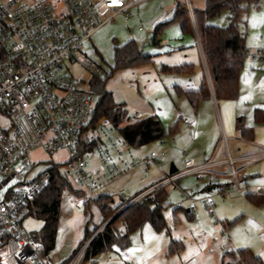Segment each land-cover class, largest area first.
<instances>
[{
    "label": "built area",
    "instance_id": "built-area-1",
    "mask_svg": "<svg viewBox=\"0 0 264 264\" xmlns=\"http://www.w3.org/2000/svg\"><path fill=\"white\" fill-rule=\"evenodd\" d=\"M146 1L0 0V248L5 251L1 264H54L44 244L23 225L34 212L36 196L53 179L51 167L65 174L80 194L69 187L62 193L75 207L104 194L114 182L132 172L148 175L150 166L155 165L164 176L132 201L173 184L192 203L201 202L209 214H214L212 195L194 197L178 181L186 175L200 179L229 176L232 185L220 187L218 194H230L244 189L239 173L264 159V145L242 139L237 140L261 151L232 156L230 139L222 132L225 158H217L214 153L197 162L183 149V168L165 172L160 162L165 151L138 155L109 118H95L98 94L92 89L93 79L105 81L111 73L84 53L82 45L116 17L129 20L133 10ZM184 1L195 24L193 1ZM257 57H264V50L247 49L244 53V61ZM63 60L78 61L90 72L88 88L64 72ZM134 118L139 119L140 114ZM183 122L187 126L195 124L187 117ZM37 148L49 154L64 151L67 158L64 163L53 162L40 169L27 159V152ZM237 163L243 164L236 167ZM194 218L201 222L197 216ZM93 237L64 264H104L85 260Z\"/></svg>",
    "mask_w": 264,
    "mask_h": 264
},
{
    "label": "rangeland",
    "instance_id": "rangeland-1",
    "mask_svg": "<svg viewBox=\"0 0 264 264\" xmlns=\"http://www.w3.org/2000/svg\"><path fill=\"white\" fill-rule=\"evenodd\" d=\"M192 1L193 5L199 8H203L206 3V0ZM176 3L177 0H148L133 10V16L129 20L118 16L113 22L105 24L81 48L111 73L104 81V88L112 93L117 103L122 104L127 119L137 120L134 118L136 113L140 114L139 119L154 114L161 119L168 135L162 140L135 149L138 155H145L153 150L165 151L166 156L160 159L165 172H169L171 162H174L178 169L183 168L181 150L187 149L191 157H208L218 140V135H215L208 123V116L198 119L194 105L186 95L179 92V89L195 90L198 69L194 67L192 74L162 70L164 64L177 65L193 61V52H196L190 46L193 33L184 32L178 21H171L163 28L159 42L152 41L156 25L172 18L170 13ZM228 14L223 11L210 18L207 23L225 26L228 23ZM246 20L247 26L242 28L247 30L248 38L255 42L254 45L248 44L249 52L264 50V0L250 5ZM139 27L143 29L140 30ZM129 39H135L144 52L151 54L152 61L131 68L115 69L114 45L116 42L125 43ZM257 62H264V57L245 60L244 68L252 67ZM63 64L64 72L75 77L81 87L90 86L91 74L78 61L63 60ZM262 76L264 77V74ZM186 117L194 120L196 125L187 126L183 122ZM173 126H177V132L170 134L169 130ZM227 134L229 137L235 136L232 132ZM260 143L264 145V140ZM229 144L233 156L248 151L246 144L236 140H231ZM224 152V145H221L218 157L224 156ZM66 158L64 151L49 154L37 148L27 152V159L35 162L40 169L47 168L53 162L64 163ZM242 164L237 163L236 167ZM163 176L158 167L152 165L148 175L139 171L132 172L114 182L105 194L113 197L111 204L119 205V211L127 204L135 202L132 201L135 196H130ZM239 178L244 189L225 195H219L218 191L224 185H232L229 176L200 179L195 175H186L178 181L179 186L194 197H201L206 193L213 195L214 214H209L201 202L195 203L193 213L188 212L187 210L194 206L192 201L173 184L164 185L170 202L165 209L167 228L156 230L147 222L130 234V243L125 249L103 252L97 256V261L104 264H237L231 252L247 247L264 259V203L255 204L246 197L247 192L264 194V160L240 173ZM210 182L213 189L203 192ZM62 196L56 243L48 252L54 264L72 254L83 237L88 219L89 227L94 228L91 232L93 236L101 231L106 223L102 221L101 210L94 198L85 201L80 207H75L68 195ZM175 207L179 208L175 210ZM194 216L201 222L195 220ZM23 225L35 235L41 230L44 222L36 215H29ZM171 239L181 243L179 251H168ZM4 252V248H0V258Z\"/></svg>",
    "mask_w": 264,
    "mask_h": 264
},
{
    "label": "trees",
    "instance_id": "trees-1",
    "mask_svg": "<svg viewBox=\"0 0 264 264\" xmlns=\"http://www.w3.org/2000/svg\"><path fill=\"white\" fill-rule=\"evenodd\" d=\"M258 1L206 0L203 8L193 5L203 51L217 100H235L239 97L240 72L244 65V53L247 50V30L242 27L247 26L246 16L250 5ZM223 11L229 13L227 25L218 26L207 23L210 18L221 14ZM171 21H178L184 32H193L190 14L184 0H177L171 19L156 25L152 36L154 43L159 42V35ZM152 58L151 54L142 50L135 39H129L121 44L116 42L114 45L115 69L135 67L152 61ZM162 70L169 73H192L194 67L192 64L186 63L173 66L164 64ZM92 89L98 94L95 118L102 116L109 118L133 147L136 148L161 140L168 135L161 119L155 114L134 121L127 119V114L122 104L117 103L112 93L104 88V81L94 78ZM179 92L186 95L194 107H197L201 95L211 97L205 75L199 90L179 89ZM261 112L264 111L261 109L256 110L255 116L257 119H261ZM236 128L240 137L253 139L254 129L245 125V120L242 116L237 117ZM177 129V126H173L170 128L169 133L174 134ZM51 168L54 171L53 179L36 196L33 206L35 215L44 222L41 230L35 234V238L44 244L47 252L55 247L63 191L69 187L78 192L65 174L55 167ZM141 191L130 196V198H133ZM246 197L255 204L264 203V194L247 192ZM107 200H110V202ZM94 201L99 205L103 223L106 222L104 228L93 237L91 232H93L94 228L89 227L90 219H88L82 239L72 254L63 260L61 264L66 263L92 237L93 239L86 250L85 260L95 262L97 261V256L103 252L125 249L130 243V234L147 222L156 230L167 228L165 209L170 202H168V191L164 185L156 188L142 199L127 204L119 211V205L112 206L113 197L110 195L101 194L95 197ZM177 208L179 207L175 209ZM181 246L178 240L171 239L168 251L174 253L179 251ZM238 253L246 264H264L263 258L248 248L239 249ZM224 264L232 263L225 262Z\"/></svg>",
    "mask_w": 264,
    "mask_h": 264
},
{
    "label": "crops",
    "instance_id": "crops-1",
    "mask_svg": "<svg viewBox=\"0 0 264 264\" xmlns=\"http://www.w3.org/2000/svg\"><path fill=\"white\" fill-rule=\"evenodd\" d=\"M174 10H175V8L171 11L170 16H173ZM192 25H193L192 26L193 38H192L190 46L192 48H194L195 49L194 51H196V52H193L194 56H195V57H192L193 61L192 62H186V64H192L193 67L198 69V76H197V79L195 82V86H196L195 90H199L201 88L202 83H203V78L205 75L207 78L208 85L210 88V93H211L210 98L204 97L203 95H201L199 97L198 105H197V107H195L196 108V117L198 119H200V117H202V116H204L205 118L208 116V123L210 124L212 131L215 133V135H218V140H217L216 145H215L212 153L210 154V156H208V157L201 156L198 158L195 156L194 157L192 156V157L197 162H202V161L210 158L214 153H215V156L217 158H220V159L225 158V152H224V156L218 157V152H219L220 146L223 145L220 142L222 132L226 137H228L230 139L229 142L231 140H236L237 142H240L242 144H246L248 151L245 154L256 153L257 152L256 149H258V148H256L255 146H253L251 144H248L244 141H251L254 143L261 144L260 143L261 140H264V118H263L264 112L260 113L261 119H257L255 116L257 109H261L262 111H264V77L262 76V74H264V62H257L255 64H253L252 67L248 66L247 68H244V65H243V68L240 72L239 97L237 99H235V100H227V99L217 100L215 93H214V89H213L212 80L210 77L206 57H205V54L203 51L201 38H200L199 31H198L197 21L195 24L192 22ZM139 29L142 30L143 28L139 27ZM254 43L255 42L252 41V39L248 38V32H247L246 47L248 46V44L254 45ZM263 43H264V41H263ZM247 49H248V47H247ZM165 65H169V64H165ZM177 65H179V64H177ZM196 65H197V67H196ZM169 66H173V65H169ZM192 73H189V74H192ZM238 116H242L244 118L246 126L252 127L254 129L253 139H246V138L240 137L239 131L236 128V121H237ZM192 121H194V120H192ZM194 125H196V123ZM227 132H232L235 134V136L229 137ZM237 139H242L244 141H240ZM229 148H230V144H229ZM224 151H225V149H224ZM230 151H231V149H230ZM231 154H232V152H231ZM232 156H233V154H232ZM261 161L262 160L250 164L246 169L242 170L240 173H244L248 168L258 164ZM170 167H171V164H170ZM169 171H170V169H169ZM243 179L245 180L246 177H243ZM240 182H241V179H240ZM226 184H228V183H226ZM212 189H213V186H212V183L210 182V184L206 185L203 192H207V191L210 192ZM254 193H257V192H254ZM206 194H209V193H206ZM193 204H194V206L189 208L187 210L188 212L193 213V210L195 208V203H193ZM201 204L204 205L203 203H201ZM31 215H35V213L33 212V214H31ZM238 250L239 249L231 252V254L233 255V258H235L234 262L237 264L239 262L246 264L243 261V259L241 258V256L239 255ZM61 263H62V261L58 264H61Z\"/></svg>",
    "mask_w": 264,
    "mask_h": 264
},
{
    "label": "water",
    "instance_id": "water-1",
    "mask_svg": "<svg viewBox=\"0 0 264 264\" xmlns=\"http://www.w3.org/2000/svg\"><path fill=\"white\" fill-rule=\"evenodd\" d=\"M177 170H178V167L176 166V164L174 162H171L170 173H175L177 172Z\"/></svg>",
    "mask_w": 264,
    "mask_h": 264
},
{
    "label": "snow or ice",
    "instance_id": "snow-or-ice-1",
    "mask_svg": "<svg viewBox=\"0 0 264 264\" xmlns=\"http://www.w3.org/2000/svg\"><path fill=\"white\" fill-rule=\"evenodd\" d=\"M116 2V0H113V3H115Z\"/></svg>",
    "mask_w": 264,
    "mask_h": 264
}]
</instances>
